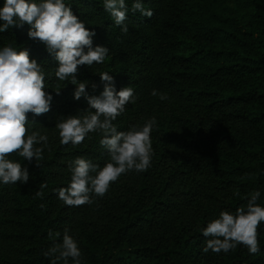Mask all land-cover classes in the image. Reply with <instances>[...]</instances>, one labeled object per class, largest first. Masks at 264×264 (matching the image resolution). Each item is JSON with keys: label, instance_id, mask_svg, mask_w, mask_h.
Segmentation results:
<instances>
[{"label": "trees", "instance_id": "obj_1", "mask_svg": "<svg viewBox=\"0 0 264 264\" xmlns=\"http://www.w3.org/2000/svg\"><path fill=\"white\" fill-rule=\"evenodd\" d=\"M64 2L95 32L93 46L109 49L103 63L79 66L76 78L87 81L86 93L98 96L105 84L99 73L108 72L117 91L129 86L135 95V103L113 121L117 130L152 117L157 122L151 166L121 175L102 199L99 219L86 218L74 233L83 264H264V223L255 255L242 245L227 253L204 252L208 238L202 234L221 211L246 204L253 191L264 206V0H142L151 18L133 12L134 0H125L127 34L103 0ZM28 30L25 24L0 33V48L26 49L45 72V90L53 99L47 113L28 114L31 133L47 115L56 116V124L89 106L83 96L74 99L70 79L51 83L56 61ZM153 89L168 98L151 95ZM100 139L89 133L80 145H62L54 125L40 167L17 154L9 157L30 178L0 183V264H51L53 257L44 253L62 242L70 216L56 191L69 182L62 169L78 155L104 158L105 164L109 156ZM189 152L197 158L196 178L188 168ZM42 182L47 187L39 198ZM180 198L187 204L167 218ZM50 231L60 236L50 239Z\"/></svg>", "mask_w": 264, "mask_h": 264}, {"label": "clouds", "instance_id": "obj_2", "mask_svg": "<svg viewBox=\"0 0 264 264\" xmlns=\"http://www.w3.org/2000/svg\"><path fill=\"white\" fill-rule=\"evenodd\" d=\"M103 7L121 27V32L127 34L128 7L125 0H103ZM131 9L148 18L153 15L142 0H134ZM0 22V33L11 27L28 25V37L42 43L56 61V78L59 81L70 79L75 86L74 99L83 96L87 101L89 108L82 115L57 119L55 128L60 144L75 147L82 144L89 133H99V144L108 153L109 159L102 167L83 157L71 162L67 186L56 190L64 204L91 205L94 197H104L121 175L129 171L143 172L151 166L154 155L151 132L156 127V118L118 131L113 121L124 113L129 103H135V95L129 86L117 91L108 72L99 73L105 84L98 96L86 93L87 81L76 78L79 66L103 63L109 49L93 46L95 32L86 27L64 0H4L0 7ZM45 89V72L40 63L30 58L26 49L17 50L11 45L0 48V183H27L30 178L26 167L9 158L12 154L29 162L35 160L36 166L40 167L48 136L37 131L29 133L27 125L28 114L40 116L50 111L53 97ZM56 93L59 94V90ZM151 95L159 96L161 100L168 98L155 89ZM46 187L47 184L42 182L41 190L35 196L42 198V190ZM234 195L240 193L237 191ZM259 197L260 192L253 191L246 197V204L234 212L221 211L217 218L208 222L202 229L203 236L208 238L203 251L227 253L242 245L250 254H257L260 251L258 229L264 223V206L257 202ZM59 236V232H49L50 239ZM44 255L53 257L51 264L58 261L83 264L78 243L67 228L62 242L54 243Z\"/></svg>", "mask_w": 264, "mask_h": 264}, {"label": "rangeland", "instance_id": "obj_3", "mask_svg": "<svg viewBox=\"0 0 264 264\" xmlns=\"http://www.w3.org/2000/svg\"><path fill=\"white\" fill-rule=\"evenodd\" d=\"M55 69L56 68H54L53 70H50L51 71L50 75L52 74L51 76L52 84H58L59 82V80L55 76ZM78 115H80V113ZM46 117L47 118H45L42 121L40 120L34 125V131H37L42 135H47L49 138L50 134L52 133V128L55 125L54 121L56 120L55 118L56 116H54L53 114H50V115H47ZM177 130H179V128ZM179 145H180L179 142H177L176 148H175L176 152L180 150ZM77 157L85 158L83 155H78V156H74L73 160ZM85 159H88V158H85ZM91 160L93 164H97L101 167L104 165L103 163L104 158H101L100 160H98V158L95 156V157H92ZM98 161H101V162L98 163ZM196 162H197V158L195 157V154H193L192 152H189L188 153V163H189L188 168H191L193 170V172H191V175L194 178L197 177L196 173H194L195 166L193 165V163H196ZM69 167H70V164L63 167L62 172H63L64 177H67L70 180ZM105 196L106 198L110 196V190H108ZM104 197L102 198L94 197V203L91 205L85 204L82 206H70L69 207L70 216L67 222L64 224V227L62 229L63 233H64L65 228H67L69 230L70 235L74 237V233L79 229L80 225L86 218H92L93 220L95 219L98 220L100 215H102V209H103L102 199ZM186 204H187V201L185 199L183 198L177 199L174 207L170 211L167 212L168 213L167 218H170L174 216L176 213H178L179 211H181Z\"/></svg>", "mask_w": 264, "mask_h": 264}]
</instances>
